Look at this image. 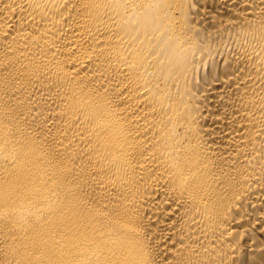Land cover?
<instances>
[{"label":"bare ground","instance_id":"6f19581e","mask_svg":"<svg viewBox=\"0 0 264 264\" xmlns=\"http://www.w3.org/2000/svg\"><path fill=\"white\" fill-rule=\"evenodd\" d=\"M0 264H264V0H0Z\"/></svg>","mask_w":264,"mask_h":264}]
</instances>
